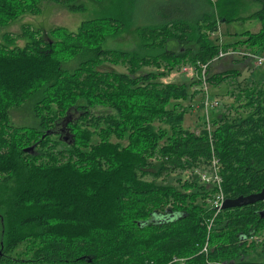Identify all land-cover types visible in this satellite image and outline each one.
I'll list each match as a JSON object with an SVG mask.
<instances>
[{
  "label": "trees",
  "instance_id": "16d2710c",
  "mask_svg": "<svg viewBox=\"0 0 264 264\" xmlns=\"http://www.w3.org/2000/svg\"><path fill=\"white\" fill-rule=\"evenodd\" d=\"M42 1L87 10L79 0H0V32L22 14H38ZM141 1L127 0L75 32L59 27L44 37L25 26L18 37L23 47L3 35L0 264H170L174 257L188 264H264V248L259 253L247 242L264 231V201L222 210L209 234L210 187L198 179L166 183L172 173L207 168L215 157L226 200L260 193L264 89L255 85L243 103L216 117L210 136L183 124L200 82L162 80L176 67L214 58L220 46L211 37L224 22L258 20V33L223 47L264 52V0H252L259 6L252 14L244 0H188L197 4L188 14L175 7L150 14ZM124 32L137 35L140 50L103 46ZM77 54L84 60L69 72L64 61ZM162 62L165 71H144ZM104 64L126 70H101ZM240 75L210 71L209 81ZM36 91L43 94L34 108L38 127L14 126L11 109ZM98 107L107 111L95 114Z\"/></svg>",
  "mask_w": 264,
  "mask_h": 264
},
{
  "label": "rangeland",
  "instance_id": "374dc122",
  "mask_svg": "<svg viewBox=\"0 0 264 264\" xmlns=\"http://www.w3.org/2000/svg\"><path fill=\"white\" fill-rule=\"evenodd\" d=\"M126 1L127 0H105L100 2L97 0H79L78 4L85 5L87 10L78 13L69 11L65 5L52 1H42L40 2L41 9L38 14H22L19 18L9 21V24L6 27H2L0 32V43H5L3 35L8 33L11 34L12 39H16V44L19 47H23L25 45V40L18 39V37L23 32V27L25 26H29L32 30H40L42 32V36L44 37H47L48 33L51 30L59 27L65 28L69 32H75L78 31L83 22L94 19L101 14H110L114 9L125 5ZM246 4L250 6V8ZM139 7L146 9L150 14L151 12H155L158 9L162 10L172 7L182 9L188 14L196 10L197 4L192 3L188 0H142ZM244 8L246 10L245 13L247 14H252L259 9L258 5L256 3H253L252 0H244ZM261 28V23L255 19L240 20L231 23L224 22L219 26V31L216 34L212 35L211 40L216 44H219L220 41L224 43L236 42L242 38L241 34L245 32L258 33ZM103 46L109 49L138 51L140 50V41L135 33L124 32L120 35L111 36L107 39ZM242 47L244 46H239V48ZM258 53L262 54L263 52L258 51ZM83 58V55L77 54L76 57L70 60H65L64 66L69 70V72H73L77 68L79 63L84 60ZM240 61L241 63H235L234 67L232 68L230 67V65H227L224 68H220L221 62H215L210 69L212 74L223 73L227 70H238L241 73L238 79L230 78L226 79L223 83H210V99L212 101L216 99L220 101L219 108L209 109L208 111V119H210L211 122H213V120H215V118L222 113H227L232 108H235L240 103H243L246 99V96L252 91L256 89H264V67H257L255 61L251 59ZM188 66L190 65L188 64L181 67H176L169 74V76L163 77L162 80L164 82H174L177 84L189 85L192 76L186 74L183 71L184 68ZM218 67L220 69H218ZM157 68L160 71H165V62H162L160 66L152 65L146 67L145 70H143L157 71ZM100 69L105 71L126 70L125 67L121 65L114 66L109 64H104ZM255 85L258 86V88H256ZM42 98V91H36L28 96V98L20 108L11 109L10 120L12 124H14V126L16 127H38L39 122L34 115V108L42 100ZM202 101L203 96L201 95V93H198L192 101H186V104L189 107L183 123L186 129L199 132L204 128L206 111L201 107ZM106 111L107 110L103 107H98L94 110L95 114L105 113ZM240 113H242L241 110ZM112 141L119 142L117 138H112ZM122 143H125V141H123ZM205 169L206 168H200L198 169V171L202 172ZM178 178H181L182 181H190L194 179L200 180L197 171H176L175 173H172V175H170V177L166 180V183L178 185ZM257 237L259 241L258 243L255 242V250L260 253L263 249L262 245H264V231L257 234L255 238ZM259 260L264 261V253H262V257Z\"/></svg>",
  "mask_w": 264,
  "mask_h": 264
},
{
  "label": "built area",
  "instance_id": "2783aa9c",
  "mask_svg": "<svg viewBox=\"0 0 264 264\" xmlns=\"http://www.w3.org/2000/svg\"><path fill=\"white\" fill-rule=\"evenodd\" d=\"M223 44L224 42H219L218 45L220 46V50L218 54L208 62H198L197 65H190L188 67H185L183 70L186 74L191 75L192 78L195 77L200 82V84L197 87H194L193 90L199 91V93H201V95L203 96V101L201 105L202 108L206 111V120L204 122L205 126L203 129L210 133V136L213 131V125L211 120L208 119V111L209 109H216L220 107V101L218 99L212 101L209 95V72L212 65L215 62H221L227 58H230L242 61L251 59L255 61L257 67H264V52L262 54H259L258 52H255L254 50L248 47H223ZM196 171L198 172L200 181L206 186L210 187L209 189L212 190L207 199L211 210L214 212L213 217L207 221L208 231L210 234L214 224V220L223 210V204L226 201V196L223 188V178L221 175V165L219 161L215 157H213L211 164L204 171L201 172L198 171V169H196ZM258 241V237L255 238V236L247 238V242L250 243H258ZM202 252H208V243L205 245ZM188 260V258L174 257L171 260L170 264H188Z\"/></svg>",
  "mask_w": 264,
  "mask_h": 264
},
{
  "label": "water",
  "instance_id": "95a60500",
  "mask_svg": "<svg viewBox=\"0 0 264 264\" xmlns=\"http://www.w3.org/2000/svg\"><path fill=\"white\" fill-rule=\"evenodd\" d=\"M34 148L35 147H30L26 149L25 151L32 152ZM261 201H264V189L258 194H253L247 197L242 196L237 199H227L223 204V210L243 207V206L255 204Z\"/></svg>",
  "mask_w": 264,
  "mask_h": 264
},
{
  "label": "crops",
  "instance_id": "0c3cea01",
  "mask_svg": "<svg viewBox=\"0 0 264 264\" xmlns=\"http://www.w3.org/2000/svg\"><path fill=\"white\" fill-rule=\"evenodd\" d=\"M235 63H241V61L240 60L238 61V60H235V59L227 58V59L221 61V63H220L221 67L220 68H224L227 65H230V67L232 68V67H234V64ZM220 68L218 67V69H220ZM231 68H229V69H231Z\"/></svg>",
  "mask_w": 264,
  "mask_h": 264
},
{
  "label": "bare ground",
  "instance_id": "6f19581e",
  "mask_svg": "<svg viewBox=\"0 0 264 264\" xmlns=\"http://www.w3.org/2000/svg\"><path fill=\"white\" fill-rule=\"evenodd\" d=\"M259 2V1H258ZM247 5V4H246ZM254 5V4H253ZM248 6V5H247ZM239 7V6H236ZM250 8V6H248ZM259 7V6H258ZM257 8V7H256ZM226 17V16H225ZM243 17V16H242ZM234 20V19H233ZM216 28V27H215ZM208 31V30H207ZM249 37V36H248ZM170 42V41H169ZM172 42V41H171ZM215 44V43H214ZM215 46V45H214ZM239 61V60H238ZM257 68V67H256ZM246 73V72H245ZM263 76V75H262ZM224 88V87H223ZM220 90V89H219ZM222 90V89H221ZM222 103V102H221ZM224 108V107H223ZM231 109V108H230ZM227 111V110H226ZM228 116V115H227ZM223 117V116H222Z\"/></svg>",
  "mask_w": 264,
  "mask_h": 264
},
{
  "label": "flooded vegetation",
  "instance_id": "af4514ba",
  "mask_svg": "<svg viewBox=\"0 0 264 264\" xmlns=\"http://www.w3.org/2000/svg\"><path fill=\"white\" fill-rule=\"evenodd\" d=\"M262 247L264 248V245H262Z\"/></svg>",
  "mask_w": 264,
  "mask_h": 264
}]
</instances>
